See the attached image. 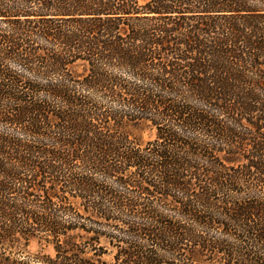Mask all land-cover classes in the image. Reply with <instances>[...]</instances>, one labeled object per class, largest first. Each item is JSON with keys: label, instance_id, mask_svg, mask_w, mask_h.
I'll use <instances>...</instances> for the list:
<instances>
[{"label": "trees", "instance_id": "obj_1", "mask_svg": "<svg viewBox=\"0 0 264 264\" xmlns=\"http://www.w3.org/2000/svg\"><path fill=\"white\" fill-rule=\"evenodd\" d=\"M0 264H264V0H0Z\"/></svg>", "mask_w": 264, "mask_h": 264}, {"label": "rangeland", "instance_id": "obj_2", "mask_svg": "<svg viewBox=\"0 0 264 264\" xmlns=\"http://www.w3.org/2000/svg\"><path fill=\"white\" fill-rule=\"evenodd\" d=\"M144 138H145V140L151 138V133H150V132H145V133H144ZM38 250H39V245H37L34 241L31 242V244H30V246H29V251H30L31 253H35V252H37Z\"/></svg>", "mask_w": 264, "mask_h": 264}]
</instances>
